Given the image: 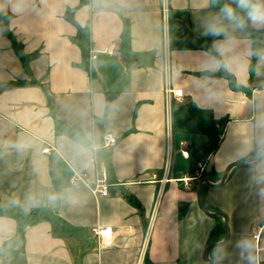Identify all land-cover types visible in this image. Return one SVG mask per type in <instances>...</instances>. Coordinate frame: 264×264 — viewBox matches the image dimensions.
Here are the masks:
<instances>
[{"label":"crops","instance_id":"1","mask_svg":"<svg viewBox=\"0 0 264 264\" xmlns=\"http://www.w3.org/2000/svg\"><path fill=\"white\" fill-rule=\"evenodd\" d=\"M80 2L0 0V204L15 214H0V264H143L146 253L154 264H211L202 254L220 221L201 207V180H182L193 175L182 150L206 137L173 126L166 88L181 87L184 101L229 118L205 163V177L220 181L230 163L256 159L264 145V36L252 77L247 30L212 39L216 52L227 46L222 59L235 76L233 88L216 74L221 66H209L218 59L212 52L171 46V35L186 33L171 26L169 10L182 11L189 31L210 38L203 25L220 7L211 0ZM70 8L87 31L89 67L80 64L79 28L65 16ZM11 35L25 52L38 53L28 68ZM108 133L117 138L110 146ZM103 170L107 196L93 189ZM75 171L87 172V183L73 184ZM205 197L210 210L229 217V239L211 257L243 264L248 253L238 245H250L260 229L264 259V159L231 168ZM96 225L112 227L104 241Z\"/></svg>","mask_w":264,"mask_h":264},{"label":"trees","instance_id":"2","mask_svg":"<svg viewBox=\"0 0 264 264\" xmlns=\"http://www.w3.org/2000/svg\"><path fill=\"white\" fill-rule=\"evenodd\" d=\"M213 5L220 6L224 0H211ZM86 0H81L80 5L84 4ZM75 8H70L66 11L65 16L66 18L78 26V34L76 38L82 48V55L83 60L80 63L81 66L89 67V58H88V50L85 46V36L87 34L86 28H83L81 25L78 24L74 17ZM182 11H174L169 10V21L172 27L176 26L177 23L183 18ZM249 32L254 40V51H253V60L250 65L251 73L253 72V66L256 62L258 55L255 53L259 52L261 40L264 36V29H248ZM205 36L198 37L191 31H189L186 35H184V39L182 35H171V46L179 47V48H202L206 49L209 52H212L218 59H222L219 56V53L216 52L212 48V39L215 37L210 36V38L205 39ZM12 41L13 48L16 54L20 57L21 61L23 62L24 66L28 68V63L31 59H33L38 53H27L23 49V44L21 41H18L17 38L13 35L10 36ZM223 60V59H222ZM219 76H225L229 82L231 87L237 88V82L235 76L229 72L225 66L223 61V66H221L220 71L216 73ZM111 99V95L107 97L106 103V110L108 109V104ZM229 118L228 117H221L217 118L214 115V112L211 108L201 107L196 102L193 101H184V102H177L173 104L172 109V122L173 126L177 129L183 130L186 133L194 134V135H202L205 136V140H193L190 142L189 145V162H190V170L192 173L196 171L198 168L199 162H205L209 158V156L217 150L221 139L224 135L225 128L227 125ZM261 149L258 151L259 154ZM207 169L204 168L201 172V179L206 176ZM208 186H205V188ZM128 199L133 203L137 204L140 207V203L135 199L133 196H128ZM137 201V202H136ZM183 207L181 206V209ZM36 209L27 215L24 216L25 223L27 224L30 222V218L32 217L33 213H36ZM0 214L1 215H15L13 211L5 206L0 204ZM216 219H219L220 223H218L210 232V236L208 238L209 242L211 241H218L222 235H224V221L222 222V217L218 216ZM38 220L35 219L34 221ZM20 229V228H19ZM22 233V231L20 232ZM143 264H154L153 260L150 258L149 254L146 253L144 257ZM243 264H247V260L245 258Z\"/></svg>","mask_w":264,"mask_h":264},{"label":"clouds","instance_id":"3","mask_svg":"<svg viewBox=\"0 0 264 264\" xmlns=\"http://www.w3.org/2000/svg\"><path fill=\"white\" fill-rule=\"evenodd\" d=\"M203 28V35L224 36L229 40L235 32H244L250 28L264 29V0H224L218 12L205 21ZM227 50L224 43L217 46V52L221 58ZM255 54L261 55L260 52ZM209 66H223V60H211ZM238 246L242 252L248 253L245 257L247 264H254L248 242L241 241Z\"/></svg>","mask_w":264,"mask_h":264},{"label":"built area","instance_id":"4","mask_svg":"<svg viewBox=\"0 0 264 264\" xmlns=\"http://www.w3.org/2000/svg\"><path fill=\"white\" fill-rule=\"evenodd\" d=\"M96 57H97L96 51L92 50L91 55H90L91 62L93 60H95ZM184 97H185V92H184L183 88H181V87L174 88L170 85L167 86V88H166V99H167V104H168L169 121L172 120V107H173L174 101L184 102ZM116 141H117V138L113 134L108 133L105 135V144L107 146L113 145ZM182 144L185 145L186 143L183 142ZM43 150L45 152H48L50 150V148L45 147ZM182 153L186 158L190 157V152L188 149H183ZM170 163H171V158L169 157L168 161L166 163V168H169ZM204 168H205V162H199L198 168L193 173L192 177L182 178V180L185 182L186 185H188V182L191 179L201 180V172L203 171ZM107 177H108L107 171L103 170L102 176L96 180V185L93 188L94 192L96 194L101 195V196L109 195L110 184L107 182ZM81 181H83L84 183H87V172L75 171L74 175L71 178V182L73 184H77ZM92 230L96 236H98L102 241H104L105 237H107L108 235L111 234L112 227L111 226L103 227L101 225H96L92 228ZM260 236H261V230L260 229H258L257 232H254L252 234L253 239L256 241V255H255L254 264H264V259L260 255V251H261V247H259Z\"/></svg>","mask_w":264,"mask_h":264},{"label":"water","instance_id":"5","mask_svg":"<svg viewBox=\"0 0 264 264\" xmlns=\"http://www.w3.org/2000/svg\"><path fill=\"white\" fill-rule=\"evenodd\" d=\"M1 24H2V29L5 30V24H4V20L1 19ZM179 26L181 29H183L184 33H188L189 32V27L186 24V21L184 19L179 21ZM264 159V147L261 149L258 157L252 161L250 160H237V161H233L232 163H230L226 169L224 170V173L222 175V178L220 179V181L218 182H212L210 181L208 178L204 177L201 179V183H200V187H199V199H200V204L201 207L203 209V211L211 216V217H222L224 219V237L221 240L218 241H212L210 243H208V245L205 247V249L203 250V254L202 257L204 259V261L209 262L211 264H219V262L215 259H213L211 257V250L213 249L214 246H218L221 244H224L228 241L229 239V235H230V231H229V226H228V221H229V217L228 215L223 212V211H212L209 209L207 203H206V197H205V186H220L223 185L226 181V178L228 176V173L230 171L231 168L235 167V166H255L257 165L259 162H261Z\"/></svg>","mask_w":264,"mask_h":264},{"label":"rangeland","instance_id":"6","mask_svg":"<svg viewBox=\"0 0 264 264\" xmlns=\"http://www.w3.org/2000/svg\"><path fill=\"white\" fill-rule=\"evenodd\" d=\"M187 25H188V23H187ZM189 27V26H188ZM216 38V37H215ZM206 39H208V37L206 36ZM254 70H255V66H253V72L251 73V70H250V72H249V74H250V77H252L253 75H254ZM238 88V87H237ZM263 147H264V145H263ZM262 162V161H261ZM261 162H259V163H261ZM223 225H224V223H223ZM212 242V241H211ZM210 243V242H209ZM208 245V244H207ZM206 245V246H207ZM221 245H223V244H221ZM255 244H254V240L252 239V237H250V245H249V247L251 248V250H255ZM216 247V246H215ZM214 248V247H213ZM255 253V252H254ZM211 255L214 257V255H215V251L212 249V251H211ZM254 262H255V260H254Z\"/></svg>","mask_w":264,"mask_h":264}]
</instances>
